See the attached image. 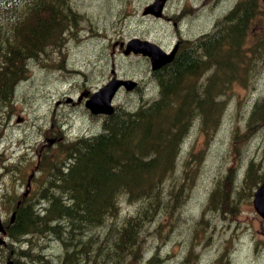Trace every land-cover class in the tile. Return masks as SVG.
<instances>
[{
	"label": "trees",
	"instance_id": "1",
	"mask_svg": "<svg viewBox=\"0 0 264 264\" xmlns=\"http://www.w3.org/2000/svg\"><path fill=\"white\" fill-rule=\"evenodd\" d=\"M82 20L72 0H0V112L13 109L30 61L59 49ZM263 72L264 0H238L213 31L182 40L173 60L152 71L154 99L135 108L116 104L101 116L102 129L90 135L65 136L53 120L45 135L55 134L60 147L37 155L41 190L17 194L15 219L5 222L7 246L24 258L15 264H161L158 250L144 259V236L160 216L184 204L196 174L187 167L189 156L180 170L184 145L196 126L214 134L232 85L253 84ZM248 113L249 132L264 130V92ZM234 168L216 181L208 209L236 211L246 188L264 178V165L251 158L242 186H236ZM123 202L134 210L123 215ZM32 235L57 240L61 253L54 259L33 251ZM194 262L188 254L181 264Z\"/></svg>",
	"mask_w": 264,
	"mask_h": 264
},
{
	"label": "rangeland",
	"instance_id": "2",
	"mask_svg": "<svg viewBox=\"0 0 264 264\" xmlns=\"http://www.w3.org/2000/svg\"><path fill=\"white\" fill-rule=\"evenodd\" d=\"M151 1L72 0L83 20L68 32L59 49L48 48L41 59L30 61L28 74L16 88L13 109L8 106L0 112V212L6 219L11 217L17 194H23L27 188L28 175L39 159L37 155L42 151L53 153L60 147L59 142L51 140L55 134L45 135L53 128V120L68 137L90 135L102 129L101 116L93 115L85 105L86 96L79 99L83 92L91 93L116 74L138 80L142 88L120 91L115 104L135 108L158 96L150 59L142 54L124 53L133 36L170 49L178 35L192 39L210 32L218 18L238 0H169L163 18L144 14V6ZM256 80L253 84L232 85L229 105L214 134L210 130L206 134L196 126L187 140L186 153L180 154V170L183 173L185 157L189 156L187 167H191L192 174L196 171L195 177L186 198L183 197L184 204L160 216L147 229L144 259L158 250L164 258L161 264H181L188 254L194 264H264V218L253 205L256 187L246 188L236 211L207 208L216 181L226 176L231 167H235L231 172L236 186H242L251 158L264 165V130L253 128L249 132L247 124L254 100L264 92V72ZM54 132L57 133L53 129ZM36 177L39 178L33 179L29 195L41 190L44 173L38 170ZM134 208L123 202V215ZM31 237L36 248L33 251L43 257L52 255L56 259L61 253L57 240ZM24 242L27 240L21 244ZM7 251L10 252L8 246H0V259ZM13 257L24 260L15 252Z\"/></svg>",
	"mask_w": 264,
	"mask_h": 264
},
{
	"label": "water",
	"instance_id": "3",
	"mask_svg": "<svg viewBox=\"0 0 264 264\" xmlns=\"http://www.w3.org/2000/svg\"><path fill=\"white\" fill-rule=\"evenodd\" d=\"M166 2L167 0H155L145 7L144 13H153L157 17L162 16ZM177 49L178 43L170 52H167L154 41L139 37H132L126 44L125 53L129 54L133 51L134 53H142L143 55L149 56L151 59L152 69L156 70L166 63L172 61ZM137 84L138 81L132 78L113 76L106 84L92 92V94L86 99V106L94 114H111L114 111L113 101L117 92L122 87H125L127 90H133ZM84 94L87 95L88 93ZM33 174L34 173L29 176V186L30 179ZM29 188L30 187L27 188L26 193H28ZM253 204L257 212L264 218V179L255 190ZM15 216L16 213L13 212L12 220L15 218ZM6 232V227L0 214V244L6 243V239L4 238ZM6 264H14V259L10 258Z\"/></svg>",
	"mask_w": 264,
	"mask_h": 264
},
{
	"label": "flooded vegetation",
	"instance_id": "4",
	"mask_svg": "<svg viewBox=\"0 0 264 264\" xmlns=\"http://www.w3.org/2000/svg\"><path fill=\"white\" fill-rule=\"evenodd\" d=\"M164 16H165V14H164ZM202 34V33H201ZM183 36H181V35H178V39L179 38H182ZM186 39V38H185ZM5 219H6V217H4ZM7 259H8V257L7 258H4V259H0V264H4L6 261H7Z\"/></svg>",
	"mask_w": 264,
	"mask_h": 264
},
{
	"label": "bare ground",
	"instance_id": "5",
	"mask_svg": "<svg viewBox=\"0 0 264 264\" xmlns=\"http://www.w3.org/2000/svg\"><path fill=\"white\" fill-rule=\"evenodd\" d=\"M158 227V226H157ZM89 258V257H88ZM77 262V261H76Z\"/></svg>",
	"mask_w": 264,
	"mask_h": 264
}]
</instances>
